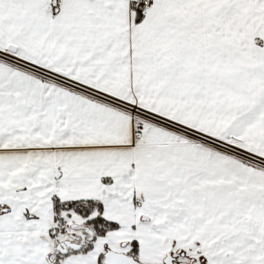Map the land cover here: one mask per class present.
Returning <instances> with one entry per match:
<instances>
[{"label": "snow or ice", "instance_id": "snow-or-ice-1", "mask_svg": "<svg viewBox=\"0 0 264 264\" xmlns=\"http://www.w3.org/2000/svg\"><path fill=\"white\" fill-rule=\"evenodd\" d=\"M0 264H264V0H0Z\"/></svg>", "mask_w": 264, "mask_h": 264}]
</instances>
